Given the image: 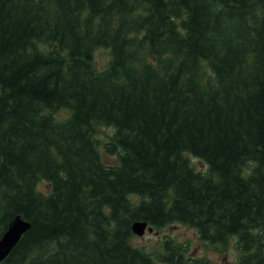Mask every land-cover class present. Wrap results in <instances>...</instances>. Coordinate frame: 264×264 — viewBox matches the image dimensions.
<instances>
[{
  "label": "trees",
  "instance_id": "16d2710c",
  "mask_svg": "<svg viewBox=\"0 0 264 264\" xmlns=\"http://www.w3.org/2000/svg\"><path fill=\"white\" fill-rule=\"evenodd\" d=\"M16 216L0 264H211L136 221L264 264V0H0V237Z\"/></svg>",
  "mask_w": 264,
  "mask_h": 264
},
{
  "label": "rangeland",
  "instance_id": "374dc122",
  "mask_svg": "<svg viewBox=\"0 0 264 264\" xmlns=\"http://www.w3.org/2000/svg\"><path fill=\"white\" fill-rule=\"evenodd\" d=\"M40 49L46 50L47 47L41 46ZM109 61L110 55L108 50L99 48L94 52V63L98 70L105 69ZM207 76L212 77L210 70H208ZM68 115V111L63 109L54 112V116L58 121L66 119ZM113 133L114 129L111 127H99L95 132V140L98 144L101 161L105 165L112 166L117 164V157L107 154L103 147ZM187 158L189 159L190 165L196 171L201 173L207 171V166L203 161L191 155H188ZM49 188V185L44 181H40L36 187L37 191L42 193H47ZM166 238L185 245L191 257L204 258L211 264H236L239 257L234 238L230 239L225 245L210 246L199 240L195 230L179 224H171L157 230L152 229L150 233L146 229L143 236L138 237L134 235L131 243L134 247L152 254L160 248L161 242Z\"/></svg>",
  "mask_w": 264,
  "mask_h": 264
},
{
  "label": "water",
  "instance_id": "95a60500",
  "mask_svg": "<svg viewBox=\"0 0 264 264\" xmlns=\"http://www.w3.org/2000/svg\"><path fill=\"white\" fill-rule=\"evenodd\" d=\"M29 229L30 223L20 216L14 217L8 223L6 230L0 237V263L10 254ZM146 229L149 233L152 231L146 222L136 221L131 225L132 234L138 237L143 236Z\"/></svg>",
  "mask_w": 264,
  "mask_h": 264
}]
</instances>
